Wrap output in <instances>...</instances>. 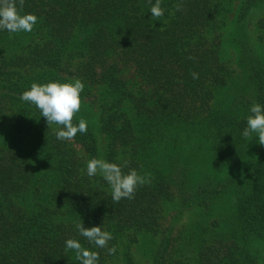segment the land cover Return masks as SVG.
I'll use <instances>...</instances> for the list:
<instances>
[{
	"label": "trees",
	"instance_id": "obj_1",
	"mask_svg": "<svg viewBox=\"0 0 264 264\" xmlns=\"http://www.w3.org/2000/svg\"><path fill=\"white\" fill-rule=\"evenodd\" d=\"M161 7L153 21L147 0H25L32 31L0 30V264H80L68 239L97 264H264V146L242 135L264 107V0ZM76 79L87 132L58 140L20 95ZM92 158L151 182L116 203Z\"/></svg>",
	"mask_w": 264,
	"mask_h": 264
},
{
	"label": "clouds",
	"instance_id": "obj_2",
	"mask_svg": "<svg viewBox=\"0 0 264 264\" xmlns=\"http://www.w3.org/2000/svg\"><path fill=\"white\" fill-rule=\"evenodd\" d=\"M150 5L151 19L159 21L164 15V9L161 7V0H147ZM17 3L22 10L25 0H0V30H7L10 33L30 32L37 23L38 18L34 14H23L17 10ZM175 11L183 10V3L174 5ZM189 59H194L189 57ZM193 79L198 78L197 73H192ZM84 89V84L80 79L70 83L48 82L45 84L32 83L29 90L21 93L20 99L36 106L47 122V125L56 124L61 126L60 130L55 132L58 140H73L76 134L87 132V122L81 118L78 125L73 124V118L80 110V93ZM250 115L247 117V127L242 135L246 139H251L255 133L259 144L264 146V107L253 103L249 109ZM127 166V162H125ZM108 183L111 188L112 200L118 203L121 199H133L138 185L142 186L150 183V178L141 176L135 169H130L127 174L122 172L121 166L116 163H110L103 159L92 158L86 162V174L94 177L97 173ZM76 228L81 236L90 243H94L98 248H107L108 241L112 239L111 233L102 231L101 227L93 226L83 227L78 223ZM66 250H74L76 259L80 264H97L99 254L90 251L74 239H68L65 242ZM108 254L115 253L116 248H107Z\"/></svg>",
	"mask_w": 264,
	"mask_h": 264
},
{
	"label": "rangeland",
	"instance_id": "obj_3",
	"mask_svg": "<svg viewBox=\"0 0 264 264\" xmlns=\"http://www.w3.org/2000/svg\"><path fill=\"white\" fill-rule=\"evenodd\" d=\"M234 4H235V3H234ZM88 119H89V121H91V122L94 123V122L96 121V116H95V115H91ZM186 220H187V219H185V218L181 219V220L178 222L179 225L185 223Z\"/></svg>",
	"mask_w": 264,
	"mask_h": 264
}]
</instances>
